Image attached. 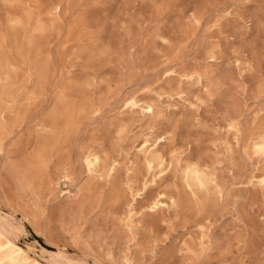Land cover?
Here are the masks:
<instances>
[{
  "label": "rangeland",
  "instance_id": "374dc122",
  "mask_svg": "<svg viewBox=\"0 0 264 264\" xmlns=\"http://www.w3.org/2000/svg\"><path fill=\"white\" fill-rule=\"evenodd\" d=\"M0 217V264H264V0H0Z\"/></svg>",
  "mask_w": 264,
  "mask_h": 264
},
{
  "label": "bare ground",
  "instance_id": "6f19581e",
  "mask_svg": "<svg viewBox=\"0 0 264 264\" xmlns=\"http://www.w3.org/2000/svg\"><path fill=\"white\" fill-rule=\"evenodd\" d=\"M4 218H6V217L4 216ZM8 228L9 227L6 224V221H4V219H2V221H0V233L3 235H5V234L7 235L8 233L11 234L9 232ZM12 240H14V239H12ZM7 244L9 246V262H10V264H22L24 261L29 260L28 252L26 250H24L22 247H20L15 241L8 240ZM35 264H39V263L35 262Z\"/></svg>",
  "mask_w": 264,
  "mask_h": 264
}]
</instances>
